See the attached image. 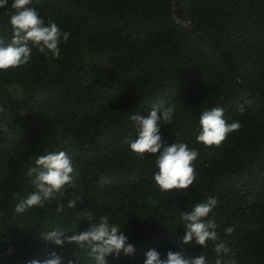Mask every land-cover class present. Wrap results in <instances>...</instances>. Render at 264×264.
<instances>
[{
    "label": "trees",
    "instance_id": "1",
    "mask_svg": "<svg viewBox=\"0 0 264 264\" xmlns=\"http://www.w3.org/2000/svg\"><path fill=\"white\" fill-rule=\"evenodd\" d=\"M177 2L176 13L174 0H32L46 24L70 36L58 59L34 48L28 64L0 70V250L15 247L0 264H28L52 251L94 264L87 249L57 247L42 234L71 236L104 215L136 248L110 264H144L153 248L162 258L183 251L216 264L214 242L180 243L181 213L209 197L218 200L210 218L229 248L222 264H264V0ZM14 11L11 0L0 9L5 43ZM161 101L174 108L173 122L161 124L163 140L199 152L189 189L162 192L155 156L141 159L128 147L136 137L131 115L147 116ZM216 106L241 127L219 146L197 143L200 114ZM57 150L72 157L74 183L43 207L16 213L34 190L35 158ZM228 227L234 231L225 235Z\"/></svg>",
    "mask_w": 264,
    "mask_h": 264
},
{
    "label": "clouds",
    "instance_id": "2",
    "mask_svg": "<svg viewBox=\"0 0 264 264\" xmlns=\"http://www.w3.org/2000/svg\"><path fill=\"white\" fill-rule=\"evenodd\" d=\"M31 4L32 0H11V8L15 10L9 19L12 39L8 43L0 40V70L28 64L34 48L45 56L51 55L58 59L61 55L59 45L69 39L70 34L56 23L46 24L38 10L30 7ZM8 6L9 0H0V9ZM239 110L245 111L242 105ZM173 116L174 108L166 107L162 101L153 104L147 116L139 113L131 115L136 124V137L129 141L128 147L141 159H144V154L155 156L154 166L157 171L153 179L162 192L189 189L196 180L194 162L199 156L198 150L186 142L168 144L163 140L161 124L172 123ZM240 127L239 121L228 122L225 119L223 107L208 108L200 114L196 142L205 146H219L228 134ZM78 175L73 159L66 150L49 151L37 156L34 166L28 171L34 190L16 205V213H23L33 206L43 207L45 201L55 198L57 194L63 195L65 186L72 185ZM217 205V198L209 197L181 213L180 222L184 226V234L180 243L207 247L208 242L212 241L218 257L216 264H222L219 257L227 254L229 248L220 239L215 220L210 218V213ZM67 206L75 208L77 200H69ZM63 210V205L57 209ZM224 231L225 235H230L234 229L228 227ZM42 235V241L57 247L62 248L66 243L74 242L78 247L87 249L88 257L94 264H110L109 257L118 258L121 254L130 256L136 252L135 245L129 242L125 231L118 224L112 223L107 215L92 222L86 230L71 236H67L61 229L47 231ZM7 241L3 239L1 242ZM13 253L15 247L11 246L2 251V256ZM28 264H77V261L65 260L62 255L52 251L43 259H31ZM144 264H207V258L203 254L186 256L183 251L173 250H168L162 258V253L153 248L145 253Z\"/></svg>",
    "mask_w": 264,
    "mask_h": 264
},
{
    "label": "water",
    "instance_id": "3",
    "mask_svg": "<svg viewBox=\"0 0 264 264\" xmlns=\"http://www.w3.org/2000/svg\"><path fill=\"white\" fill-rule=\"evenodd\" d=\"M178 6V2L177 0H174V7H175V12L177 13L179 11V9L177 8Z\"/></svg>",
    "mask_w": 264,
    "mask_h": 264
},
{
    "label": "built area",
    "instance_id": "4",
    "mask_svg": "<svg viewBox=\"0 0 264 264\" xmlns=\"http://www.w3.org/2000/svg\"><path fill=\"white\" fill-rule=\"evenodd\" d=\"M2 256V251L0 250V257Z\"/></svg>",
    "mask_w": 264,
    "mask_h": 264
},
{
    "label": "rangeland",
    "instance_id": "5",
    "mask_svg": "<svg viewBox=\"0 0 264 264\" xmlns=\"http://www.w3.org/2000/svg\"><path fill=\"white\" fill-rule=\"evenodd\" d=\"M14 250V249H13Z\"/></svg>",
    "mask_w": 264,
    "mask_h": 264
}]
</instances>
